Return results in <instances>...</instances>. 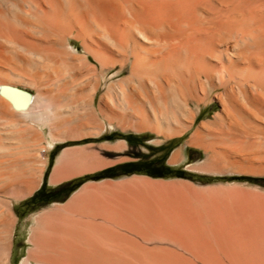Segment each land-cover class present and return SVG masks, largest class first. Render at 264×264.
<instances>
[{"label": "bare ground", "instance_id": "6f19581e", "mask_svg": "<svg viewBox=\"0 0 264 264\" xmlns=\"http://www.w3.org/2000/svg\"><path fill=\"white\" fill-rule=\"evenodd\" d=\"M91 62L105 76L81 81L80 68L95 71ZM25 66L31 78L13 72ZM20 84L46 94L19 93ZM214 101L221 110L188 144L212 166L264 177V0H0V264L16 263V204L33 195L48 166L41 146H31L26 135L42 142L48 133L45 152L113 132L114 125L170 139L189 133L194 109ZM64 153L54 185L96 160L86 147ZM115 204L75 198L67 213L40 214L22 264H151L119 233L161 230L153 227L158 210L149 220L139 204ZM242 214L224 228L208 225L211 249L204 255L190 259L163 249L158 264H264V211Z\"/></svg>", "mask_w": 264, "mask_h": 264}, {"label": "rangeland", "instance_id": "374dc122", "mask_svg": "<svg viewBox=\"0 0 264 264\" xmlns=\"http://www.w3.org/2000/svg\"><path fill=\"white\" fill-rule=\"evenodd\" d=\"M71 43L72 47H75L76 53L81 54L80 44L72 41ZM91 65L95 71L90 73L85 68H80L83 73L79 78L81 81L88 80L93 76L100 79L105 76L104 72L102 73L101 69L97 68L94 63ZM13 72L25 73L29 78L33 73L28 66H25L23 70L15 69ZM115 72L116 70L109 74L113 75ZM125 75L126 73H123L121 77ZM18 88L30 95L46 94L44 89L21 84L18 85ZM103 91L101 88L97 93L96 105H98ZM220 110V105L215 101L212 105L204 106L200 111L198 110L199 112L194 109L198 118L192 130L170 139L149 131L143 133L126 132L114 125L113 132H102L100 137L68 141L49 152H45L42 148L43 146L47 147L48 133L44 136L43 143L36 142L33 133L26 135L31 146L33 144L38 147L41 146L39 147L41 152H38V155L48 160V166L33 195L16 204V214L19 221L14 235L13 256L15 254V264H22L31 248L29 239L31 228L34 226V219L44 212H52L53 210L60 211L61 209L62 213H67L66 208L75 198L110 202L111 204L117 203L115 205L117 207L122 206V209L124 207L129 209L132 204H139L142 212L144 211L139 214L143 215L146 211L144 215L147 214L146 217L150 218L149 220L152 216H157L155 211L158 210V218L160 219L156 221L157 224L154 226L149 225L153 227L164 225L160 226L161 230L140 235L129 232L119 233L124 236V238L121 237V240L144 251L151 264H158L156 254L159 255L158 253L162 252L163 249L164 252L167 251L166 249L168 252L174 250L175 253L181 252L179 255L182 254L188 258H194L193 256L198 253L202 256L209 248L211 249L207 240L209 226L213 229L224 228L232 222L231 220L240 222L243 218V212L264 211V177L230 173L222 170L220 166H212L209 164V156L203 150L188 144L190 137L201 126L202 122L213 120ZM102 126L107 129L105 125ZM79 147H86L94 153L96 160L77 166L79 170L83 169L85 172L80 171L79 174L62 180L56 185L52 184L51 176L59 158L63 157L64 152ZM61 154L63 155L61 156ZM177 154H179L178 158L174 161L173 157ZM95 163L94 171L92 167L88 169ZM231 207L234 208V213L229 211ZM134 208L137 206L135 205ZM164 211H167L166 215ZM116 217L120 219L122 216ZM204 220L207 221L206 224ZM175 221H177V226H175L176 224L173 225ZM168 224L169 229L167 228ZM195 225L201 230L200 233L197 232L198 229ZM180 226L182 230L180 229L179 233ZM176 227L179 228L176 230ZM123 233L127 234L124 235ZM196 244L199 245L196 247ZM197 249L199 250L197 251Z\"/></svg>", "mask_w": 264, "mask_h": 264}, {"label": "water", "instance_id": "95a60500", "mask_svg": "<svg viewBox=\"0 0 264 264\" xmlns=\"http://www.w3.org/2000/svg\"><path fill=\"white\" fill-rule=\"evenodd\" d=\"M3 90L6 91V90H8V88H7V87H4ZM15 91H17V92H19V93H23V94H25V95H28V93H26V92H24V91H21V90H15Z\"/></svg>", "mask_w": 264, "mask_h": 264}]
</instances>
